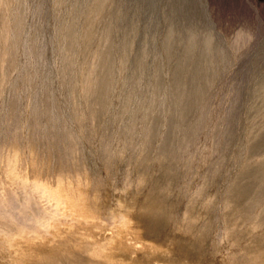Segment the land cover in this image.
<instances>
[{
	"label": "rangeland",
	"instance_id": "rangeland-1",
	"mask_svg": "<svg viewBox=\"0 0 264 264\" xmlns=\"http://www.w3.org/2000/svg\"><path fill=\"white\" fill-rule=\"evenodd\" d=\"M7 1L0 0V4L5 3L0 5L3 8H0V13L3 12L0 19L4 17L0 20V30H4L0 31L3 34V38L0 34V92L4 93L3 96L0 94V165L4 163L6 177L14 189L19 180L25 184L38 177L48 185L54 179L57 185L53 187L60 186L58 188L63 192L61 178L67 175L65 181L72 183L79 193L80 214L89 222L78 239L70 236L74 229L77 230L76 224L65 220L52 229L50 235L44 233L43 226L29 220L22 226L27 231L23 228L22 231L32 236L23 233V237L11 238L0 230V264H28L27 260L32 264H100L101 261L103 264H250L252 252L257 253L259 261H264V222L254 211L240 217L241 206L236 204L234 197L240 189V199L252 196L249 202L253 209L264 206V174L254 178L260 185L253 188L251 195L238 185L254 161L264 156V150L253 156L247 150L253 143L250 126L264 117V0ZM95 8L99 9L95 11ZM4 13L7 15L3 16ZM91 15L97 19L92 20ZM88 21L101 26L109 22L115 34L116 54L112 62L116 61L113 63L116 67L109 90L111 106L106 108L109 114L105 111L97 125L91 124V117L82 107L89 102V94L81 91L91 84L88 71L95 60L86 50L90 39L84 35V25ZM169 29L175 34L172 45L175 54L182 52L192 34L198 51L202 41L209 38L214 59L211 60L214 71L210 86L203 95L201 108L190 118L196 125L192 138L195 143L178 144L175 151L172 148V153L161 149L164 146L158 140L165 126L160 127L158 132L162 133L156 134V138L145 140L148 126L142 119L153 106L149 97L150 73L155 62L163 58L162 37ZM125 33L129 43L126 47L132 58L128 63L121 51ZM72 34L76 39L69 45ZM139 53L144 56V64L137 71L133 56ZM18 54L21 57L17 63ZM45 59L49 61L46 63L55 64L58 75L53 77L49 72H43ZM136 72L137 78L139 75L142 80L135 87ZM127 96L129 108L123 107L127 113L121 117L119 110ZM164 99L165 96L162 101ZM52 100L54 108L51 107ZM61 103L62 107L68 104L63 112ZM110 103L107 101L106 106ZM136 109L138 111L134 113ZM133 113L139 116H135L139 121H133ZM207 122L211 124L204 127L202 124L207 125ZM143 127H147L146 132ZM70 132L74 137L71 143H66L64 137ZM84 146L92 151L89 153ZM3 151L11 157H5ZM21 153H26L28 158ZM22 162L24 164L20 166ZM49 171L53 176L49 177ZM22 172L23 177L18 178ZM22 192L21 185L16 193L22 196ZM40 199L47 205L43 195ZM152 208L160 211V219L148 215ZM85 238L91 240V245L87 246ZM90 246L93 252L86 249ZM94 257L102 259L95 261Z\"/></svg>",
	"mask_w": 264,
	"mask_h": 264
},
{
	"label": "bare ground",
	"instance_id": "bare-ground-1",
	"mask_svg": "<svg viewBox=\"0 0 264 264\" xmlns=\"http://www.w3.org/2000/svg\"><path fill=\"white\" fill-rule=\"evenodd\" d=\"M7 1V0H6ZM9 3V1H7ZM100 2V1H99ZM98 2V5L101 3ZM4 5L5 3L2 2ZM13 3V1H12ZM11 3V4H12ZM3 4H0V5H3ZM7 4V3H6ZM76 4V3H75ZM10 5V4H9ZM8 5V6H9ZM7 6V7H8ZM2 6H0L1 8ZM10 7V6H9ZM65 8V7H64ZM101 8V6L99 7ZM97 8V10L99 9ZM3 10V8H1ZM96 8H95V11H97ZM6 11V10H4ZM48 11V10H47ZM3 13V12H2ZM0 13V14H2ZM11 13V12H10ZM94 13V12H93ZM96 13V12H95ZM9 14V13H8ZM99 14V13H98ZM7 14L4 13L3 16H5ZM16 15V13H15ZM21 15V14H20ZM98 16V15H97ZM96 16V17H97ZM8 17V16H6ZM86 17V16H85ZM4 18V17H3ZM1 18V19H3ZM12 18V17H11ZM21 18V17H20ZM91 18L92 20H94V17L91 15ZM91 18L89 20H91ZM0 19V20H1ZM97 18H95L96 20ZM108 19V18H107ZM88 20V19H87ZM94 20V21H95ZM8 21V20H7ZM93 21V23H95ZM89 23L85 24L84 25V35L89 36V42L87 43L86 45V50L89 52L92 53L93 57L95 58V60L91 63L92 64V67L90 68L89 67V73H88V77H89V80L91 81V84L87 85L85 87V90L84 91H81L85 94H89L88 98H89V102L86 103L85 106L82 105V107L84 109H86L87 113L86 112H82V113H86V114H89V116L91 117V124L92 125H97L99 124V120L100 118L102 117V115H104L105 111H106V108H110L111 106V101L109 99L110 97V94H109V90L111 91V76H112V72H113V69H114V66L116 67V65H114L116 61L112 62V59H113V56L116 54V49L114 48V33H113V29L111 28L109 22L106 24V25H103L101 26L100 24H97L98 25H94L92 23H90V21H88ZM92 22V21H91ZM2 23V22H1ZM5 23H7L5 21ZM10 24V23H9ZM7 25V24H6ZM2 28H3V24L1 25ZM14 26V25H13ZM19 27V26H18ZM4 29V28H3ZM7 29V28H6ZM5 29V30H6ZM64 29V28H63ZM2 30V29H1ZM0 30V31H1ZM4 31V30H2ZM9 32V30H8ZM22 32V31H21ZM63 32V31H62ZM72 32V30H71ZM6 33V32H4ZM128 33V32H127ZM1 34V33H0ZM10 34V33H8ZM78 34V33H77ZM2 35V38H3V34ZM19 35V33H18ZM59 35V34H58ZM75 35V34H74ZM64 36V35H63ZM127 34L125 33L124 34V43L125 45L123 46V49L121 50L122 53L124 54L123 56V59L127 62H129V60H132V58L130 59V55H129V49L127 48L128 47V42H127ZM1 37V36H0ZM77 37V36H76ZM85 37V36H84ZM55 38V37H54ZM52 38V39H54ZM75 38V36H74ZM74 38H73V34L72 36L70 35L69 36V40H68V43L69 45L73 43L74 41ZM79 38V37H78ZM77 38V40H78ZM163 41H164V47H165V51H164V55H163V58L160 60L158 59L155 64H154V67L152 69V74L150 73V81H151V91H150V98H151V101L153 102V106L152 108L150 109L149 111V114L145 116L146 113H144L142 119H143V122L148 126V132H146V128L142 129L143 131H145L147 133V137L145 140H152L153 138H156V134L158 133H162V131L158 132V130L160 129V127H163L165 126L164 128V132L162 133V136L160 139L161 144H163L164 148H161V149H164L165 151H169L171 152L175 146H177L178 144H190L191 141H192V138H193V135L195 133V123L191 122L190 121V118H191V114L197 112L200 108H201V105H202V98L204 97V93L205 91L209 88L210 86V83H211V79H212V75H213V69H214V66L212 64V61L211 60H214L212 59L213 57V53H212V48L211 46H213V44H211L209 42V38L208 39H204V41H202L201 43V49L198 51L195 49V42L194 41V36L189 35V38L187 39L185 45H184V48L182 50V52L177 55L173 52L172 50V45L175 41V34L173 32L172 29H169L168 32L166 33V35H164L162 37ZM207 38V37H206ZM57 39V38H56ZM68 39V38H67ZM76 39V38H75ZM84 39V38H83ZM58 40V39H57ZM85 40V39H84ZM131 40V39H130ZM1 41V40H0ZM61 43H62V40H60ZM2 42H3V39H2ZM1 42V44H2ZM63 42H64V39H63ZM79 41H77L78 43ZM116 42V41H115ZM132 42V41H131ZM7 43V42H6ZM25 43V42H24ZM55 43V42H54ZM76 43V42H75ZM76 43V44H77ZM5 44V42H4ZM75 44V45H76ZM81 44V43H80ZM6 45V44H5ZM4 45V46H5ZM127 45V47H126ZM147 45V44H146ZM145 45V46H146ZM14 46V45H13ZM58 46V44H57ZM77 46V45H76ZM75 46V47H76ZM85 46V45H84ZM2 47H3V44H2ZM70 47V46H69ZM131 47V46H130ZM197 47V46H196ZM7 48V47H6ZM20 48V47H19ZM74 49V48H73ZM214 49V48H213ZM49 50V48H48ZM70 50V49H69ZM2 51H5L2 49ZM17 51V50H16ZM53 51V50H52ZM141 51V50H140ZM198 51V52H197ZM7 52V51H6ZM9 52V51H8ZM11 52V51H10ZM26 52V51H25ZM45 52V51H44ZM73 52V51H72ZM118 52V51H117ZM215 53V51H213ZM133 53V52H132ZM217 53V52H216ZM3 54V53H2ZM6 54V53H4ZM21 54V52H20ZM18 54L17 55V58H16V62L17 60L19 59L20 60V57L22 54L20 55ZM149 54V53H148ZM28 55V54H27ZM38 55V54H37ZM73 55V53H72ZM143 54L139 53L135 56H133V60L134 62L136 63V70L139 71V69L143 66L144 64V61H143V57L142 56ZM39 56V55H38ZM69 56V55H68ZM86 56V54H85ZM84 56V58H85ZM122 56V54H121ZM161 56V55H160ZM216 56V55H215ZM218 56V55H217ZM41 57V56H40ZM65 57V56H64ZM76 58V57H75ZM88 58V57H87ZM116 59V57H114ZM2 59V57H1ZM37 59V58H36ZM40 58H38L39 60ZM54 59V58H52ZM219 59V58H218ZM4 60V59H3ZM46 60V59H45ZM73 60V59H72ZM85 60V59H84ZM148 60V59H147ZM215 60L216 57H215ZM22 61V60H21ZM48 60L45 61V63L47 62ZM124 61V62H125ZM16 62L14 63L15 66L17 65ZM49 62V61H48ZM69 62H70V59H69ZM127 62V63H128ZM219 62V60H218ZM18 63V62H17ZM71 63V62H70ZM73 63V62H72ZM71 63V64H72ZM114 63V64H113ZM217 63V62H216ZM221 64V61L219 62ZM1 64V63H0ZM4 64V62L2 63V65ZM23 64V63H22ZM49 63H46L45 64V74H47L48 72L53 76L55 77L56 75H58L56 73V70H55V64L52 63V64H49ZM90 64V65H91ZM121 65V63H119ZM123 64V63H122ZM21 65V64H20ZM135 65V64H134ZM83 66V65H82ZM218 66V65H217ZM221 66V65H220ZM2 67V66H1ZM0 67V68H1ZM24 67V66H23ZM55 67V68H54ZM22 68V67H20ZM69 68V67H68ZM67 68V69H68ZM85 68V67H83ZM82 68V69H83ZM218 68V67H217ZM117 69V68H115ZM142 69V68H141ZM4 70V69H3ZM37 70V69H36ZM35 70V71H36ZM71 70V69H70ZM74 70V69H73ZM81 70V69H80ZM87 70V69H86ZM25 71V70H24ZM85 71V70H84ZM118 71V70H117ZM1 72V70H0ZM42 72V71H41ZM42 72V73H43ZM47 72V73H46ZM74 72V71H73ZM141 72V71H140ZM72 73V72H71ZM78 73V72H77ZM76 73V74H77ZM82 73V72H81ZM84 73V72H83ZM13 74V73H12ZM30 74V73H29ZM34 74V72H33ZM63 74V73H62ZM87 74V73H86ZM118 74V73H117ZM85 75V74H84ZM122 75V74H121ZM141 75V74H140ZM1 76V75H0ZM13 76V75H12ZM52 76H50L52 78ZM64 76V75H63ZM74 76V75H73ZM76 76V75H75ZM135 77V87L136 86H139V82H140V79H139V75H138V78H137V72L136 74L134 75ZM147 76V75H146ZM15 77V76H14ZM142 77V76H141ZM13 78V77H12ZM29 78V77H28ZM58 78V77H57ZM60 78V76H59ZM65 78V77H64ZM72 78V77H70ZM69 78V80H70ZM32 79V78H31ZM54 79V78H52ZM77 80V79H76ZM83 80V79H82ZM88 80V79H87ZM113 80V79H112ZM142 80V79H141ZM5 81V80H4ZM9 81V80H8ZM71 81V80H70ZM13 82V81H12ZM11 82V83H12ZM59 82V81H58ZM83 82V81H82ZM114 82V81H113ZM8 83V82H7ZM60 83V82H59ZM1 84V82H0ZM10 84V83H8ZM31 84V83H30ZM7 85V84H6ZM3 86V89L6 87ZM83 85V84H82ZM86 85V82L85 84ZM60 86V85H59ZM77 86V85H76ZM24 87V86H23ZM83 87V86H82ZM22 89V88H21ZM78 89V88H76ZM83 89V88H82ZM142 89V88H141ZM2 90V89H1ZM49 90V89H48ZM75 90V89H74ZM138 90V89H137ZM20 91V90H19ZM33 91V90H32ZM36 91V89H35ZM78 91V90H77ZM118 91V90H117ZM4 92V91H2ZM8 92V91H7ZM49 92V91H48ZM58 92V91H56ZM80 92V91H79ZM34 93V91H33ZM82 93V94H83ZM113 92H111L112 94ZM116 93V92H115ZM1 94V92H0ZM4 94V93H2ZM1 94V95H2ZM22 94V93H21ZM50 94H53L52 92ZM61 94V93H60ZM59 94V95H60ZM6 95V93H5ZM49 95V94H48ZM77 95V94H76ZM3 96V95H2ZM83 96V95H82ZM81 96V97H82ZM87 96V95H86ZM112 96V95H111ZM136 96V95H135ZM139 96V95H138ZM165 96V101H162L163 97ZM53 97V96H52ZM74 97L76 98H80L79 95L78 96H75ZM117 97V96H116ZM119 97V96H118ZM51 97L49 96V99ZM69 97H67L66 99H68ZM86 97V99H88ZM115 98V97H114ZM122 98V97H121ZM1 99V98H0ZM30 99V98H28ZM48 99V98H47ZM58 99V98H57ZM82 99V98H80ZM204 99V98H203ZM3 100V99H2ZM64 100V99H63ZM75 100V99H74ZM79 99H77L78 101ZM133 102H134V99H132ZM142 100V99H141ZM46 101V100H45ZM60 101V100H59ZM65 101V100H64ZM86 101V100H85ZM107 101L110 103L109 107L106 106L107 104ZM113 101V100H112ZM29 102V100H28ZM32 102V101H31ZM41 102V101H40ZM53 100L51 101V107H53ZM63 102V101H61ZM67 102V101H66ZM65 102V103H66ZM70 102V101H69ZM79 102V101H78ZM33 103V102H32ZM35 104L36 101L34 102ZM50 103V102H49ZM60 103V102H59ZM115 103V102H114ZM117 103V102H116ZM128 103H129V97H125L124 98V101H123V106L121 107V109L119 110V113L122 117V114H126L127 112L125 111V108H123L124 106L128 107ZM2 104V102H1ZM39 104V103H38ZM72 104V103H71ZM70 104V105H71ZM78 104V103H77ZM83 104V103H81ZM113 104V103H112ZM133 104V103H131ZM152 104V103H151ZM21 104H19L20 106ZM61 107L64 106L63 103L60 104ZM76 105V103H75ZM34 106V104H33ZM50 106V105H49ZM81 105L78 104V107H80ZM113 106V105H112ZM117 106V105H116ZM132 106V105H131ZM49 107V110H51V112L53 111L52 108ZM68 107V104L67 106ZM66 107H62L61 110L63 112V108H66ZM77 107V106H76ZM77 107V108H78ZM147 107V105H146ZM16 108V107H15ZM19 108V107H18ZM48 108V107H47ZM60 108V107H59ZM123 108V109H122ZM129 108V107H128ZM31 109V108H30ZM79 109V108H78ZM81 109V108H80ZM127 109V108H126ZM138 109V108H137ZM135 110V112H137L138 110ZM146 109V108H145ZM144 109V110H145ZM109 110V109H108ZM107 110V111H108ZM116 110V109H115ZM114 110V111H115ZM142 110V109H141ZM140 110V111H141ZM147 110V109H146ZM145 110V111H146ZM55 111V110H54ZM67 111V109H66ZM69 111V109H68ZM67 111V112H68ZM79 111V110H78ZM84 111V110H82ZM106 111V112H107ZM112 111V110H111ZM66 112V113H67ZM113 112V111H112ZM147 112V111H146ZM229 112V111H228ZM43 113V112H42ZM47 113V112H46ZM45 113V114H46ZM65 113V112H64ZM71 113V112H70ZM77 113V112H76ZM109 114V112H107ZM133 113V121L135 120L136 122V119L137 117L135 116H138V115H135ZM139 113V112H138ZM200 113V112H199ZM44 114V113H43ZM48 114V113H47ZM52 114V113H51ZM73 114V113H72ZM79 114H80V111H79ZM84 114V115H86ZM114 114V113H113ZM197 114V113H196ZM67 115V114H66ZM71 115V114H70ZM82 115V114H81ZM107 115V114H106ZM115 115V114H114ZM105 116V115H104ZM109 116V115H108ZM112 116V115H111ZM116 116V115H115ZM142 116V115H141ZM202 116V115H201ZM207 116V115H206ZM13 117V116H12ZM83 117V116H82ZM87 117V115L85 116V118ZM139 117V116H138ZM197 117V116H195ZM39 118V117H38ZM43 118V117H42ZM41 118V119H42ZM47 118V117H46ZM84 118V117H83ZM82 118V121L84 120ZM89 118V117H88ZM87 118V119H88ZM119 118V117H118ZM208 118V117H207ZM49 119H51V117H49ZM47 118V120H49ZM76 119V118H75ZM79 119V117H78ZM105 119V118H103ZM130 119V118H129ZM194 119V118H193ZM210 119V118H209ZM22 120V119H21ZM36 120V119H35ZM39 120V119H38ZM56 120V119H55ZM102 120V119H101ZM112 120V118H111ZM120 120V119H119ZM131 120V119H130ZM205 120V119H204ZM86 121V120H85ZM106 121V119H105ZM104 121V122H105ZM113 121V120H112ZM137 121H139V118L137 119ZM211 121V120H210ZM22 122V121H21ZM25 122V121H24ZM50 122H52V120H50ZM59 122V121H58ZM80 122V120H79ZM101 122V121H100ZM128 123H130L129 121H127ZM199 122V121H198ZM44 123V122H43ZM42 123V124H43ZM102 123V122H101ZM112 123V122H111ZM143 123V124H144ZM50 124V123H49ZM85 124V123H84ZM131 126L133 125L132 122L130 123ZM129 124V125H130ZM136 124V123H135ZM138 124V123H137ZM208 122H207V125L205 124H202L205 126H208ZM211 124V122H210ZM209 124V125H210ZM45 125V124H44ZM51 125V124H50ZM49 125V126H50ZM73 125V124H72ZM102 125V124H101ZM101 125H100V128H101ZM104 125V124H103ZM106 125V124H105ZM142 125V124H141ZM53 126V125H52ZM59 126V125H58ZM64 126V125H63ZM78 126V125H77ZM87 127H89L87 124H86ZM85 126V127H86ZM113 126V125H112ZM135 126V125H134ZM143 126V125H142ZM26 127V126H25ZM84 127V126H83ZM86 127V128H87ZM129 127V126H128ZM137 127V126H136ZM203 127V126H202ZM203 127V128H204ZM221 127V126H220ZM10 128V126H9ZM68 128V127H67ZM113 128V127H112ZM111 128V129H112ZM91 129V126L90 128ZM99 129V128H98ZM110 129V130H111ZM132 129V128H130ZM138 129V128H136ZM198 129V127H197ZM36 130V129H35ZM51 130V129H50ZM68 130V129H67ZM74 130V129H72ZM125 130V129H124ZM129 130V129H128ZM161 130V129H160ZM100 131V130H99ZM126 131V130H125ZM135 130H132V132H134ZM250 133H251V137H252V144L247 148V150L249 151L250 154L255 155V153L257 154L258 152L261 153L262 150H264V117L263 118H260L259 122L258 123H253L252 126H250V129H249ZM24 132V131H23ZM47 132V131H46ZM52 132V131H51ZM66 132V131H65ZM63 132V133H65ZM111 132V131H109ZM127 132V131H126ZM131 132V133H132ZM137 132V131H136ZM203 132V131H202ZM68 133V132H67ZM73 133V132H72ZM70 132V135H67L66 137H64V141L66 143H71L72 142V136L74 137V134H72ZM129 133V132H128ZM135 133V132H134ZM144 133V132H143ZM107 134H108V131H107ZM110 134V133H109ZM198 134V133H197ZM24 135V134H23ZM42 135V134H40ZM65 135V134H64ZM138 135H139V132H138ZM161 135V134H160ZM136 136V135H135ZM195 136V135H194ZM198 136V135H197ZM217 136V135H216ZM60 137V136H59ZM113 137V136H112ZM142 137V136H141ZM209 137V136H208ZM110 138V137H108ZM243 138V137H242ZM48 139V138H47ZM84 139V138H83ZM90 139V138H89ZM95 138H93L94 140ZM74 140V139H73ZM88 140V139H87ZM92 140V141H93ZM113 140V139H112ZM144 140V139H143ZM156 140V139H155ZM154 140V141H155ZM157 140V141H158ZM206 140V139H205ZM251 140V139H250ZM249 140V141H250ZM76 141V140H75ZM79 141V140H78ZM85 141V140H84ZM97 141V139L95 140ZM197 141V140H196ZM202 141V140H201ZM248 141V140H247ZM113 142V141H112ZM193 142V141H192ZM205 142V141H204ZM83 143V142H82ZM145 143V142H144ZM151 143V142H150ZM154 143V142H153ZM195 143V142H193ZM43 144V143H42ZM80 144V142H79ZM85 144V143H83ZM113 144V143H112ZM126 144V143H125ZM135 144V143H134ZM156 141H155V145H156ZM159 144V143H158ZM217 144V143H216ZM215 144V145H216ZM78 145V144H77ZM95 145V144H94ZM129 145V144H128ZM139 145V143H138ZM146 145V143H145ZM192 145V144H191ZM88 146V145H87ZM111 146V145H110ZM148 146V145H146ZM183 146V145H182ZM85 147V146H84ZM93 147V146H92ZM158 147V146H157ZM162 147V145H161ZM219 147V144L218 146ZM25 148V147H24ZM78 148V147H77ZM109 148V147H108ZM144 148H146L144 146ZM176 148V147H175ZM175 148H174V151H175ZM191 148V146H190ZM212 148V146H211ZM80 149L82 151V146H80ZM85 149L89 152H91L92 150L89 149L88 147H85ZM138 149V147H137ZM209 149V148H207ZM18 150V149H17ZM69 150V148H68ZM109 150V149H108ZM160 150V149H159ZM181 150V149H180ZM187 150V149H185ZM212 150V149H211ZM246 150V149H245ZM78 151V150H77ZM94 151V149H93ZM127 151V150H126ZM206 151V150H205ZM209 151V150H208ZM9 152V150H8ZM25 152V150H24ZM67 152V151H66ZM86 152V151H84ZM89 152V153H90ZM212 152V151H211ZM52 153V152H51ZM95 153V151H94ZM102 153V152H101ZM172 153V152H171ZM243 153V152H242ZM246 153V151H245ZM3 154H5V157L7 156H10L9 153H7L8 155H6V153H4L3 151ZM20 154V153H19ZM21 154H24L25 158H28V156L26 155V153H21ZM106 154V153H105ZM133 154V153H132ZM180 154V153H179ZM181 154H185V153H181ZM208 155H211L209 154V152H207ZM16 156V153L14 154ZM101 155V154H100ZM207 155V156H208ZM13 156V155H12ZM19 156V155H18ZM82 156V155H81ZM11 157V156H10ZM9 157V158H10ZM21 159L20 160H23V162H25L24 160L25 159H22L24 157L20 156ZM74 157V155H73ZM212 157V155H211ZM68 158V157H67ZM84 158V157H83ZM93 158V157H92ZM180 158V157H179ZM79 159V158H78ZM176 159V158H175ZM28 160V159H27ZM26 160V161H27ZM98 161V160H97ZM21 163L22 165L20 166H23L24 163ZM36 162V161H35ZM3 163V162H2ZM7 163V162H6ZM26 163V162H25ZM38 163V162H37ZM172 163V162H171ZM234 163V162H233ZM4 164V163H3ZM1 164L0 165V230L1 232H3V235L5 236H10L11 238H14L16 236H19V235H22L23 237V233L24 235H28L30 233H25L23 231H27V230H24V227L23 224H24V221L26 220H29L35 224H39L40 226H43L42 230L44 231V233L50 235L51 232H52V229H54L55 227L58 226V224H60L62 222V220H65V221H69V222H72L74 224H76V228L77 230H73L74 234H70V236L72 238H81L82 237V231L81 230H85V225L89 222V220L87 219V217L83 216L82 214H80V207H79V204H78V199L79 196H78V191L73 187L72 183L70 184V182L68 181H65V177L67 175H65L64 178H61L62 179V186H64V190L63 192L60 191V186H58L57 188L56 187H53L54 185H57L55 182H54V179L53 181L50 183V185L48 184H45L43 183L42 181H40L38 179V177H33V179H30V181H27L25 184L19 180L18 182L19 183H16L18 184V187H20L22 185V188H23V194L22 196H19L16 191L18 190V187L16 189L12 188L7 177H6V172L4 168ZM29 164V163H28ZM27 164V165H28ZM36 164V163H35ZM92 164V163H91ZM173 164V163H172ZM251 164V163H250ZM174 165V164H173ZM179 165V164H178ZM18 166V164H17ZM16 166V168H17ZM29 166V165H28ZM19 167V166H18ZM42 167V166H41ZM40 167V168H41ZM79 167V166H78ZM179 167V166H178ZM25 166L22 167V169L24 170ZM27 168V167H26ZM37 168V166L35 167ZM211 168V166H210ZM29 169V167H28ZM70 169V168H69ZM27 169H25L26 171ZM42 170V168H41ZM210 170V169H209ZM208 170V171H209ZM43 171V170H42ZM191 171V170H190ZM15 172V171H14ZM12 172V173H14ZM18 172V171H16ZM37 172V171H36ZM71 172V170H70ZM44 173V172H43ZM42 173V174H43ZM47 173V171H46ZM48 173H50V176H53V174L51 175V172L49 171ZM72 173V172H71ZM78 173H79V170H78ZM30 174V173H29ZM40 174V173H39ZM245 178L242 180V182H240L238 185H240V187H242L243 189V192L245 193H250L253 188H255L257 185H260L257 181H255L254 178H257L259 175H262L264 174V156H262L260 159H257L254 161V164L248 168L245 172ZM34 175V173H33ZM38 175V174H37ZM23 177V172L22 174L19 175L18 178L20 177ZM35 176V175H34ZM42 176V175H41ZM48 176V175H47ZM46 174H45V177H47ZM58 176H61V175H58ZM56 175V177H58ZM73 176V174H72ZM81 176L78 174V177ZM30 177V175H29ZM48 177V178H49ZM82 177V176H81ZM263 177V176H262ZM25 178V177H24ZM31 178V177H30ZM42 178V177H41ZM43 178H44V175H43ZM53 178V177H52ZM51 178V179H52ZM69 178V176H68ZM264 178V177H263ZM46 179V178H44ZM73 180V178H71ZM83 178H81L80 180H82ZM23 180V179H22ZM50 180V178L48 179V181ZM71 180V181H72ZM85 180V179H84ZM93 180V179H92ZM12 181V180H11ZM10 181V182H11ZM24 181V180H23ZM75 181V180H74ZM47 182V181H46ZM61 182V181H60ZM76 182V181H75ZM94 182V181H93ZM83 183V182H82ZM74 184V182H73ZM77 184V183H76ZM80 184V183H79ZM90 184L92 185V182H90ZM95 184V183H94ZM20 185V186H19ZM83 185V184H82ZM75 186V185H74ZM21 189V188H20ZM257 189V188H255ZM264 189V187H263ZM262 189V190H263ZM261 190V191H262ZM22 191V190H21ZM239 191V192H238ZM234 197H235V202L236 204L241 208V213L239 214V216H243L244 214H249V212L251 211H254L255 214H257V216L259 217L260 221L264 222V209L262 206V209L260 208H255L253 209V205H251V201L249 202V199L252 198L249 197V199H240L239 198V193H241L242 190H238ZM260 191V190H259ZM264 191V190H263ZM90 192V191H89ZM90 194V193H89ZM256 194V193H255ZM44 197V199L46 200L47 202V205H44L41 203V199L40 197ZM251 195V193L249 194ZM263 195V194H262ZM254 196V195H253ZM263 197V196H262ZM95 200V199H94ZM93 200V202H94ZM112 212V211H110ZM247 214V215H248ZM148 215L151 216V218H154V217H158L157 219H160V211L156 208H152L149 210L148 212ZM166 216V215H164ZM168 216V214H167ZM169 216H171V214H169ZM172 217V216H171ZM257 217V218H258ZM163 218V217H162ZM256 218V217H255ZM43 219V220H42ZM93 220L100 223V221L93 217ZM258 220V219H257ZM151 221V220H150ZM169 221V220H168ZM28 222V221H27ZM26 222V223H27ZM102 222V221H101ZM261 223V222H260ZM25 225V224H24ZM28 226V225H27ZM22 228H23V231H22ZM58 228V227H57ZM217 228V227H216ZM32 229V228H31ZM34 232L36 230L32 229ZM32 230H29V231H32ZM80 230V231H79ZM34 232H31L33 233L34 235ZM37 232V231H36ZM35 232V233H36ZM37 234V233H36ZM35 234V235H36ZM31 235V234H30ZM27 236V237H28ZM32 236V235H31ZM67 237V235H65ZM21 237V236H20ZM10 238V239H11ZM9 239V238H8ZM9 239V240H10ZM61 240V239H60ZM10 241H13V240H10ZM9 241V242H10ZM8 242V243H9ZM85 242L87 243V246L88 245H91V240L90 239H87L85 238ZM140 242V241H139ZM138 242V243H139ZM141 243V242H140ZM264 243V242H262ZM134 245H137V244H134ZM142 245V244H141ZM140 246V245H139ZM86 249H89L88 252H93L92 251V248L90 246V248H86ZM241 255V254H240ZM12 256V255H11ZM10 257L9 260H10ZM25 256V255H24ZM29 255H26V258L28 257ZM64 256V255H62ZM67 256V255H66ZM95 256V255H94ZM101 256V255H100ZM23 256H21L20 258L18 259H21ZM65 257V256H64ZM96 257V256H95ZM94 257V258H95ZM239 257V256H238ZM250 257V256H249ZM30 259V257H28ZM73 258V257H72ZM104 258V257H103ZM2 259V258H1ZM39 259V258H38ZM102 258H95V261H100ZM23 260V259H22ZM25 260V258H24ZM69 260V259H68ZM29 261L28 264H32L31 260H27ZM26 261V262H27ZM238 261V260H237ZM13 262V261H12ZM48 263V262H47ZM100 264H103V262H99ZM249 263V262H248ZM98 264V263H97ZM250 264H264V261H259L258 259V255L256 252H252V258H251V263Z\"/></svg>",
	"mask_w": 264,
	"mask_h": 264
}]
</instances>
